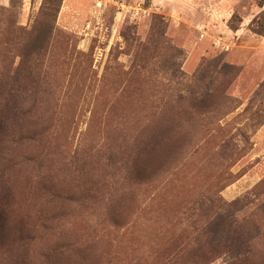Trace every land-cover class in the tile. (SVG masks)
<instances>
[{
    "label": "rangeland",
    "instance_id": "1",
    "mask_svg": "<svg viewBox=\"0 0 264 264\" xmlns=\"http://www.w3.org/2000/svg\"><path fill=\"white\" fill-rule=\"evenodd\" d=\"M263 23L0 0V264H264Z\"/></svg>",
    "mask_w": 264,
    "mask_h": 264
},
{
    "label": "trees",
    "instance_id": "2",
    "mask_svg": "<svg viewBox=\"0 0 264 264\" xmlns=\"http://www.w3.org/2000/svg\"><path fill=\"white\" fill-rule=\"evenodd\" d=\"M261 28H262L261 31L264 33V23L261 25ZM226 233H227L226 236H229L230 233L233 234V235H240V234H238V232H237L236 229H233L231 232L227 230ZM214 235H215V236H214ZM214 235H213L214 238L225 236V235L222 234V233H221V234H214ZM239 241H240V246H245V245L248 243V240H245V239H242V238H239ZM242 248H245V247H242Z\"/></svg>",
    "mask_w": 264,
    "mask_h": 264
},
{
    "label": "built area",
    "instance_id": "3",
    "mask_svg": "<svg viewBox=\"0 0 264 264\" xmlns=\"http://www.w3.org/2000/svg\"><path fill=\"white\" fill-rule=\"evenodd\" d=\"M216 43L219 44V45H223V46L226 45V44L222 41L221 38L217 39V40H216Z\"/></svg>",
    "mask_w": 264,
    "mask_h": 264
}]
</instances>
